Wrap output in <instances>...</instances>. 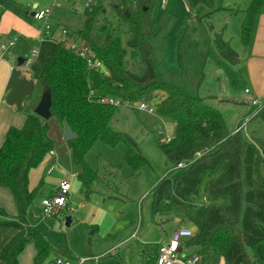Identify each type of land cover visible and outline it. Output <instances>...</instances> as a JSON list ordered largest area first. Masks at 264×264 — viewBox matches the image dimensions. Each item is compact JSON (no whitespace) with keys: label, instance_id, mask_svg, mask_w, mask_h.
<instances>
[{"label":"trees","instance_id":"1","mask_svg":"<svg viewBox=\"0 0 264 264\" xmlns=\"http://www.w3.org/2000/svg\"><path fill=\"white\" fill-rule=\"evenodd\" d=\"M159 1H118L117 16L129 36L125 44L119 27L112 24L99 27L105 39L101 46L95 44L91 34L97 14L103 12L99 6L81 30L66 28L65 42L47 41L41 45L31 71L42 92L44 87L50 89L51 117L44 120L37 116L34 110L38 104L28 106L23 126L10 127L0 148V187L11 191L18 208L15 217L0 208V227L17 230L0 251V264H19V256L30 242L37 250L34 264H49L59 255L75 260L68 249L59 252L31 225V210L43 181L30 189V173L48 155L68 153L83 192L91 194L100 174L88 155L98 144H104L113 149L127 146L124 163L133 176L149 162L128 134L111 128V121L119 106L153 101L157 103V114L175 123L177 134L158 142L169 168L151 191L152 221L172 214L196 226L195 236L185 242V248L201 251L202 264H210L216 254L225 264H264V138L251 140L243 128L231 130L220 109L159 79L152 47L158 35L153 12ZM186 1L190 9L204 5L212 11L216 3ZM262 13L264 0H252L244 12L241 35L245 46L250 45L257 17ZM74 42L89 47L108 75L90 68L70 48ZM217 46L223 56L235 55L222 39ZM129 52L145 65L143 75L128 68ZM65 122L76 133L68 143L64 141ZM249 122L264 123V105ZM178 169L181 175L173 177ZM199 210H205L201 218L196 215ZM113 256L118 264H128L121 252ZM157 257L158 252L154 256L143 253L141 264H156Z\"/></svg>","mask_w":264,"mask_h":264},{"label":"rangeland","instance_id":"2","mask_svg":"<svg viewBox=\"0 0 264 264\" xmlns=\"http://www.w3.org/2000/svg\"><path fill=\"white\" fill-rule=\"evenodd\" d=\"M118 1L95 0L91 6L86 7L85 0H72L54 10L52 21L64 24L70 30H81L87 18L95 15L99 6H102L103 12L97 14L91 34L93 41L101 46L105 34L99 31V27L112 24L119 27L125 44L129 36L125 34L123 21L117 16L115 5ZM53 2L54 0H0V18L5 9L14 10L21 20L34 27L37 23L31 13L34 12L35 5L44 9L51 7ZM251 2L252 0H216L212 11L204 5L190 9L186 0H160L153 12L158 35L153 39L152 47L161 81L179 88L189 96L202 98L207 104L220 109L231 130L243 128L247 138L252 140L264 138V123L249 122L264 105V13L257 17L250 45L245 46L241 25L244 12ZM13 19L4 18L0 23H11ZM13 34L19 36L17 31ZM21 39L17 44V48L23 50L21 55L28 54L32 48L37 47L35 42ZM220 39L229 44L234 56L227 58L221 54L217 46ZM127 62L133 73L144 74L145 65L139 59H133L130 52ZM246 90L250 93H246ZM39 91L42 95L41 87ZM252 98L259 101V107L251 104ZM150 104L155 108L153 113L140 111L138 104H134V107L119 106L111 121L114 131L128 134L138 144L143 157L149 162L148 166L132 176V170L124 163L126 145L113 149L98 144L88 155V160L100 174L94 184V192L85 194L81 183L77 179L72 180L70 196L83 200L91 208L86 209L88 217L95 211L101 225H93L90 220L82 222L77 217L80 208L77 213L62 212L60 217L43 214V199L49 198L52 190L57 191L62 178L76 172L74 164L68 162V153L56 154L60 162H55L48 155L39 168L30 174L32 190L43 181L42 191L37 195L31 210L30 223L59 252L68 249L75 259L71 260L73 262L85 260L87 264H118L113 250L120 246L121 254H126L128 264H140L143 252L154 256L159 244L171 234L175 226H192L189 221L177 223L172 214L156 218L159 224L151 223V191L169 168L158 142L174 138L177 129L172 120L157 114L155 101ZM181 173L178 169L174 171L173 177H178ZM201 199L200 197V202ZM204 214L205 210H199L196 215L201 218ZM103 215H109L111 218L108 219L111 221H102ZM68 217L72 220L69 226L66 225ZM141 219L149 225L142 232L139 231L140 239H133L132 244L123 243L135 228L140 229ZM111 222L113 225L109 229ZM130 245L135 247L129 248ZM31 246L34 247L33 242ZM58 258L67 261L62 255ZM220 263L225 264L219 254L210 260V264ZM49 264H58L57 258L52 257Z\"/></svg>","mask_w":264,"mask_h":264},{"label":"crops","instance_id":"3","mask_svg":"<svg viewBox=\"0 0 264 264\" xmlns=\"http://www.w3.org/2000/svg\"><path fill=\"white\" fill-rule=\"evenodd\" d=\"M38 8L39 7L37 6L36 9H38ZM31 16H32V13H31ZM9 17L14 18L11 23L9 21L6 22V24H4V25L3 24L1 25V23H0V36H2V37L7 36L9 34H13L14 31H17V33L19 34V40H20V38H22L21 40H24L26 42L27 41L28 42H35V44H36L37 24H36V26L34 25V27L27 25L23 20L20 19V16L18 14H16L14 12V10L11 11L9 9L4 10V12L0 18V21H3L4 18L7 19ZM53 24L55 26H61V25L64 26V24H59V23H57V24L53 23ZM22 51H21L20 47L17 48V46H16V48L6 57V59L4 61H0V148L2 147V145L5 141L6 134L9 130V128L10 127L21 128L25 122V117H26L25 116V110H26V108L28 106H31L34 104L37 105L41 99V96H42L40 91H39V86H38V84H37V82L33 76L32 71H31V68L27 67L25 65H22V66L18 65V59L20 57H24L27 55V54L21 55L23 53ZM253 99L254 98H252L251 101ZM50 157H51V159L53 157L55 159V162H60L57 160L58 156L56 154H51ZM68 162L70 163V160ZM66 165L67 164H65V166ZM67 167H69V165ZM38 168H36V169H38ZM36 169H34V170H36ZM34 170H32V171H34ZM73 179L78 180L76 172L71 173L69 177L62 178L60 180V182L63 180H69L71 182V187H72V180ZM57 188H58V186H57ZM57 188H56V190H57ZM55 192H56L55 189L52 190L49 197L52 196ZM88 195H90V194H88ZM87 199H89V197ZM0 208L4 209L7 214L9 213L10 215L9 214L8 215L10 217H15L17 215V213H16L17 204H16L14 196L9 189L3 188V187H0ZM78 208H80L81 210L78 212L77 217L80 218L82 222L90 220V222L93 225H96L95 223H98L99 225H101V222L97 221V216H96L95 211H93L92 213H94V214L91 215V217H93V218H91L90 216L88 217V213H87L86 209H89L90 207L87 204H85V202L83 200H81V199L79 200L78 198L75 199L73 196H70L69 211H74L77 213V210H79ZM172 216H174L176 218L175 220L177 223L181 222L180 219L177 218L175 215H172ZM108 218H111V217L109 215H103L101 219H102V221L105 222V221L109 220ZM109 221H111V220H109ZM71 222H72V220H71ZM151 223L152 224L153 223L159 224L156 221L155 222L151 221ZM161 223H163V221H161ZM109 224H110L109 225V229H110L113 224H112V222ZM148 225H149L148 223L144 222V220L141 219L140 229L135 228V230H133L131 235H129L126 240H123V243L130 242L129 244H132V242H133L132 236L135 232H137V235H138L137 240H139L140 239L139 238V235H140L139 231L142 232V230L145 229ZM179 227H180V225L175 226L174 229L172 230L171 234L176 229H178ZM16 233H17V230L14 228L0 227V251L13 238V236H15ZM171 234L167 235V237L164 241H167L170 238ZM134 240H136V239H134ZM185 242L183 243V247L185 246ZM141 243H143V242H141ZM117 246H119V244ZM131 247L133 248L135 246L130 245L129 248H131ZM119 249H120V246H119ZM119 252H121V251H119ZM186 252L189 254L194 253V252L201 253V251H199L197 249L186 250ZM143 253H145V252H143ZM36 255H37V250H36L35 244H34V247H32L31 242L28 243V245L25 247L24 251L19 256V259H18L19 264H34V259H35ZM142 261H143V257H142ZM220 264H223V263H220Z\"/></svg>","mask_w":264,"mask_h":264},{"label":"built area","instance_id":"4","mask_svg":"<svg viewBox=\"0 0 264 264\" xmlns=\"http://www.w3.org/2000/svg\"><path fill=\"white\" fill-rule=\"evenodd\" d=\"M72 0H54L53 5L49 8L35 9L34 20L37 23V47L33 48L29 54L24 56V64L30 67L37 61L40 54V47L44 42H65L67 40L68 30L64 26H55L52 22L53 12L55 9L62 8L63 4H69ZM77 2L80 0H76ZM95 0H85V6L89 7ZM165 1H163L164 3ZM76 5V3H74ZM19 42V36L15 34H9L7 36H0V61H4L6 57L16 48ZM70 48L78 54L80 58L87 62L90 68L100 71L108 75V72L104 69L103 63L93 57L91 49L87 46L79 45L74 42L70 44ZM246 93H250L246 90ZM251 104L254 106H260L258 100L253 99ZM140 111L149 113L155 112V108L150 103L138 104ZM183 165H179L178 168H182ZM71 182L69 180H63L59 183L57 191L49 198L43 199L41 206L43 214L45 216H57L60 217L61 213L68 208L70 201ZM204 203H208L207 198L203 199ZM196 226L192 224L191 227H179L170 236L167 241L159 244L157 252L158 257L156 264H202L203 257L197 253H187L183 243L195 236ZM133 239H138L137 232L132 236ZM120 251L119 247L113 250V255ZM58 264H87L85 260H79L76 262L67 260L63 261L60 258L57 259Z\"/></svg>","mask_w":264,"mask_h":264},{"label":"water","instance_id":"5","mask_svg":"<svg viewBox=\"0 0 264 264\" xmlns=\"http://www.w3.org/2000/svg\"><path fill=\"white\" fill-rule=\"evenodd\" d=\"M37 8V5H35L34 9ZM105 12V11H104ZM32 16H34V12L32 13ZM129 16V14H127ZM25 59L23 57H20L18 59V65L22 66L24 64ZM51 105H52V99H51V92L48 87H44L43 94L41 96V99L36 106L34 113L41 117L44 120H48L51 117ZM64 141L70 142L73 141L76 138V133L72 130V128L69 126L67 122L64 124ZM71 224V218L68 217L66 220V225L69 226Z\"/></svg>","mask_w":264,"mask_h":264}]
</instances>
